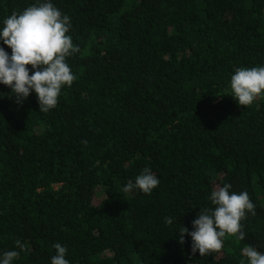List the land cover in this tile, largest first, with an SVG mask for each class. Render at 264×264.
Wrapping results in <instances>:
<instances>
[{
	"label": "trees",
	"instance_id": "1",
	"mask_svg": "<svg viewBox=\"0 0 264 264\" xmlns=\"http://www.w3.org/2000/svg\"><path fill=\"white\" fill-rule=\"evenodd\" d=\"M35 2L0 0V21ZM52 2L70 17L75 79L47 113L0 85V253L50 264L60 243L69 264H247L244 246L264 252V92L242 106L229 86L264 65V0ZM145 167L158 186L124 192ZM223 183L255 205L245 239L192 255L178 230Z\"/></svg>",
	"mask_w": 264,
	"mask_h": 264
},
{
	"label": "clouds",
	"instance_id": "2",
	"mask_svg": "<svg viewBox=\"0 0 264 264\" xmlns=\"http://www.w3.org/2000/svg\"><path fill=\"white\" fill-rule=\"evenodd\" d=\"M70 28V17L62 14L52 0H36L22 12H13L0 21V85L11 90L10 97L17 104L35 93L39 111L47 113L56 107L62 87L72 85L75 77L66 58L78 48L71 36L66 35ZM229 86L238 105H251L264 92V65L239 67L231 75ZM3 98L0 93V99ZM159 182L145 167L122 190L149 194ZM231 188L229 183L217 185L209 196L211 206L200 208L191 230L180 226L178 242L183 244L187 234L191 238L192 255L198 252L202 257L219 251L226 236H235L238 241L245 239L240 221L246 212L255 215V205L246 191L235 192ZM164 223L172 224L173 218L165 216ZM16 244L23 249L20 241ZM53 247L55 255L51 256L50 264H69L65 258L67 248L60 243ZM240 251L247 264H264V252L256 247L246 245ZM18 255L16 250L0 253V264H12Z\"/></svg>",
	"mask_w": 264,
	"mask_h": 264
}]
</instances>
